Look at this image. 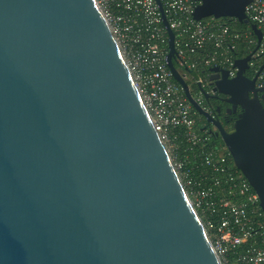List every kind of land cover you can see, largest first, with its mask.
I'll return each instance as SVG.
<instances>
[{"label": "water", "instance_id": "95a60500", "mask_svg": "<svg viewBox=\"0 0 264 264\" xmlns=\"http://www.w3.org/2000/svg\"><path fill=\"white\" fill-rule=\"evenodd\" d=\"M248 1L201 0L193 16L248 23ZM163 22L201 130L264 212V84L246 74L251 54L235 57L234 76L210 68L215 94L203 95L239 109L215 116L176 70ZM0 264H220L95 0H0Z\"/></svg>", "mask_w": 264, "mask_h": 264}, {"label": "built area", "instance_id": "2783aa9c", "mask_svg": "<svg viewBox=\"0 0 264 264\" xmlns=\"http://www.w3.org/2000/svg\"><path fill=\"white\" fill-rule=\"evenodd\" d=\"M120 49L143 103L171 157L184 190L206 230L220 264H264V212L259 197L223 143L201 130L197 111L167 64L168 30L173 63L199 104L214 93L210 68L234 76L235 52L251 54L256 86L264 84V0H249L246 28L235 17L195 18L201 0H95ZM261 31L258 42L251 31ZM257 45L255 50L254 47Z\"/></svg>", "mask_w": 264, "mask_h": 264}, {"label": "flooded vegetation", "instance_id": "af4514ba", "mask_svg": "<svg viewBox=\"0 0 264 264\" xmlns=\"http://www.w3.org/2000/svg\"><path fill=\"white\" fill-rule=\"evenodd\" d=\"M246 74L252 76L251 69H248L246 71ZM209 84H211V83L209 82ZM193 93H194V86L190 90L191 96ZM212 94H215V92ZM219 96L222 98L225 97V95H222V94H219ZM201 102L202 103L200 105L203 108L208 109L210 113L214 114L215 116H219V117L224 116V114H225L227 119L234 118L236 115V112L239 110L237 107L236 108L237 110L235 112L234 109L231 108V105L228 102H226L225 100L220 101V100L215 99V98H206L204 95H203V99ZM218 110H220V112H218ZM197 115H198V118L201 120L200 115L198 113H197ZM200 126H201V123H200Z\"/></svg>", "mask_w": 264, "mask_h": 264}, {"label": "trees", "instance_id": "16d2710c", "mask_svg": "<svg viewBox=\"0 0 264 264\" xmlns=\"http://www.w3.org/2000/svg\"><path fill=\"white\" fill-rule=\"evenodd\" d=\"M234 24H235V26L236 27H238V28H246L247 27V25L245 24V23H241V22H239V21H235L234 22ZM235 53V56H243V55H245L246 54V51L244 50V49H242V48H240L239 50H236V51H234ZM212 140H214V139H212ZM213 142H215V143H219V141L218 140H214Z\"/></svg>", "mask_w": 264, "mask_h": 264}]
</instances>
